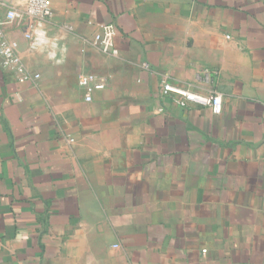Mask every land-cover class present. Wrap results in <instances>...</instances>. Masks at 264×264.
<instances>
[{"label": "crops", "instance_id": "crops-1", "mask_svg": "<svg viewBox=\"0 0 264 264\" xmlns=\"http://www.w3.org/2000/svg\"><path fill=\"white\" fill-rule=\"evenodd\" d=\"M51 2L41 50L7 30L41 79L0 66V264H264V0Z\"/></svg>", "mask_w": 264, "mask_h": 264}, {"label": "built area", "instance_id": "built-area-1", "mask_svg": "<svg viewBox=\"0 0 264 264\" xmlns=\"http://www.w3.org/2000/svg\"><path fill=\"white\" fill-rule=\"evenodd\" d=\"M53 16L54 9L51 0H0V66L16 73L20 82L35 84L41 76L28 69L20 55L19 43L8 37L7 30L10 26L17 24L24 39L28 42L29 51L37 52L48 43V26ZM63 29L67 32L73 31V28L68 25ZM117 34L115 25H101L95 34L94 41L103 53L118 56ZM78 83L87 93V102L93 100L92 95L95 91L105 88L104 82L92 74L81 75ZM162 85L163 93L172 96L182 108L196 104L210 108L217 116L223 112V101L219 95L198 94L166 81H163Z\"/></svg>", "mask_w": 264, "mask_h": 264}]
</instances>
